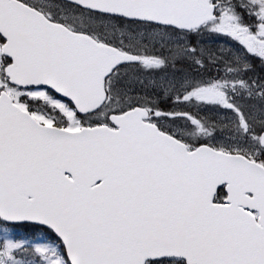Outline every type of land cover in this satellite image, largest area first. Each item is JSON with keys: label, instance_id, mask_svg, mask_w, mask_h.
<instances>
[{"label": "snow or ice", "instance_id": "snow-or-ice-1", "mask_svg": "<svg viewBox=\"0 0 264 264\" xmlns=\"http://www.w3.org/2000/svg\"><path fill=\"white\" fill-rule=\"evenodd\" d=\"M0 264H264V0H0Z\"/></svg>", "mask_w": 264, "mask_h": 264}]
</instances>
